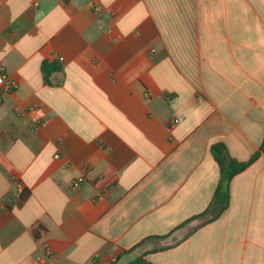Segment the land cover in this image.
Instances as JSON below:
<instances>
[{"label": "crops", "instance_id": "0c3cea01", "mask_svg": "<svg viewBox=\"0 0 264 264\" xmlns=\"http://www.w3.org/2000/svg\"><path fill=\"white\" fill-rule=\"evenodd\" d=\"M0 69V264H264V152L195 218L264 143V0H0Z\"/></svg>", "mask_w": 264, "mask_h": 264}, {"label": "trees", "instance_id": "16d2710c", "mask_svg": "<svg viewBox=\"0 0 264 264\" xmlns=\"http://www.w3.org/2000/svg\"><path fill=\"white\" fill-rule=\"evenodd\" d=\"M210 152L219 168V182L208 209L204 211V213L195 217H207L205 221L215 219L226 209L229 201V182L234 176L243 172L254 160H256L261 152H264V143H262L260 149L247 162H240L233 159L229 155L225 145L221 143L212 145ZM29 193L28 189L23 188L15 202L6 203V205L8 207H12V205L17 208L21 207L28 198ZM34 233L37 236L36 232Z\"/></svg>", "mask_w": 264, "mask_h": 264}, {"label": "built area", "instance_id": "2783aa9c", "mask_svg": "<svg viewBox=\"0 0 264 264\" xmlns=\"http://www.w3.org/2000/svg\"><path fill=\"white\" fill-rule=\"evenodd\" d=\"M0 86L3 88L4 91L9 92L11 90H15L17 88V83L14 79L7 76L2 69H0ZM84 181L83 177L75 180L72 183L73 187H77L80 183Z\"/></svg>", "mask_w": 264, "mask_h": 264}]
</instances>
